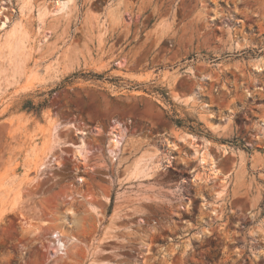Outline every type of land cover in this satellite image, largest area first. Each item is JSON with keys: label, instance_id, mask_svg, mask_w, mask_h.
<instances>
[{"label": "rangeland", "instance_id": "obj_1", "mask_svg": "<svg viewBox=\"0 0 264 264\" xmlns=\"http://www.w3.org/2000/svg\"><path fill=\"white\" fill-rule=\"evenodd\" d=\"M0 264H264V0H0Z\"/></svg>", "mask_w": 264, "mask_h": 264}, {"label": "trees", "instance_id": "obj_2", "mask_svg": "<svg viewBox=\"0 0 264 264\" xmlns=\"http://www.w3.org/2000/svg\"><path fill=\"white\" fill-rule=\"evenodd\" d=\"M78 76H82V77H96V78H103L104 75L103 74H97V73H74L72 76H68L66 78V81H70L71 78L74 77H78ZM62 87V86H60ZM52 92H54L53 90L50 91L49 93L51 94ZM164 94V92H163ZM47 104V99H45L43 102L35 104L33 100H26L24 101V103L21 106V109L27 112H34L36 114H40L42 109L44 108V106H46ZM172 121L178 125V126H186L188 127L190 130L194 131V132H199V133H203V130H201L199 128V125H201L200 123H198V125H195V120L191 119V118H187V119H182V118H171Z\"/></svg>", "mask_w": 264, "mask_h": 264}, {"label": "water", "instance_id": "obj_3", "mask_svg": "<svg viewBox=\"0 0 264 264\" xmlns=\"http://www.w3.org/2000/svg\"><path fill=\"white\" fill-rule=\"evenodd\" d=\"M255 66H257V68H261L262 67L261 64L257 65L256 63H255Z\"/></svg>", "mask_w": 264, "mask_h": 264}, {"label": "bare ground", "instance_id": "obj_4", "mask_svg": "<svg viewBox=\"0 0 264 264\" xmlns=\"http://www.w3.org/2000/svg\"><path fill=\"white\" fill-rule=\"evenodd\" d=\"M194 138V137H193Z\"/></svg>", "mask_w": 264, "mask_h": 264}]
</instances>
